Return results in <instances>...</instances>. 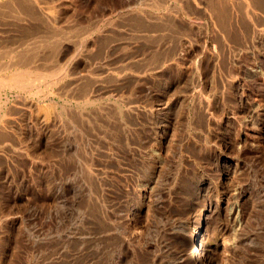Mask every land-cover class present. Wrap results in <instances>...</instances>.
I'll list each match as a JSON object with an SVG mask.
<instances>
[{
    "label": "rangeland",
    "instance_id": "1",
    "mask_svg": "<svg viewBox=\"0 0 264 264\" xmlns=\"http://www.w3.org/2000/svg\"><path fill=\"white\" fill-rule=\"evenodd\" d=\"M47 2L49 22L0 6L16 12L0 11V40L26 34L30 69L63 66L30 88H0V264H195L173 261L158 241L165 228L148 229L140 210L187 218L193 182L218 183L227 159L238 165L226 203L246 191L244 239L228 261L264 264V0ZM219 216L241 229L235 214Z\"/></svg>",
    "mask_w": 264,
    "mask_h": 264
},
{
    "label": "bare ground",
    "instance_id": "2",
    "mask_svg": "<svg viewBox=\"0 0 264 264\" xmlns=\"http://www.w3.org/2000/svg\"><path fill=\"white\" fill-rule=\"evenodd\" d=\"M48 0H0V6L4 3H11L12 5H17L19 8H17V13L19 14V17L23 16L27 14L30 16H37V14H35L33 12V8L38 10L39 15L41 16V19H44L46 22L50 21L48 17L51 15H54L53 13V7L50 5H54V2H47ZM53 1V0H52ZM221 2V1H219ZM250 2V1H248ZM252 2V1H251ZM250 2V4L252 5V3ZM224 4V3H223ZM254 4V3H253ZM221 5V4H220ZM250 5V6H251ZM257 5V4H255ZM4 6V5H3ZM1 6V7H3ZM57 6V5H56ZM138 6V5H137ZM224 6V5H222ZM10 7V6H8ZM7 7V8H8ZM13 8V7H11ZM55 8V6H54ZM217 8V7H216ZM4 8H2L3 10ZM10 9V8H9ZM20 9V10H19ZM223 9V8H222ZM221 9V10H222ZM225 9V7H224ZM0 9V11H2ZM6 11V9H4ZM4 10L2 11V14L4 13ZM36 10V11H37ZM218 10V9H217ZM12 13H16L13 12L14 10H10ZM8 11V12H10ZM57 11V10H56ZM7 12V11H6ZM8 12L5 13L8 15ZM55 12V9H54ZM222 12V11H221ZM220 13V12H219ZM4 14V15H5ZM10 14V13H9ZM57 14V13H56ZM225 14V13H224ZM223 14V16H224ZM222 15V14H221ZM228 15V14H227ZM3 15H1L2 17ZM10 17V16H9ZM18 17V16H17ZM16 17V18H17ZM18 17V18H19ZM28 17V16H27ZM228 17V16H227ZM34 18V17H33ZM156 18V17H155ZM32 19V18H31ZM35 19V18H34ZM52 19V18H51ZM54 21L57 20L56 18H54ZM227 19V18H226ZM19 20V19H18ZM40 20V19H39ZM38 20V21H39ZM222 20V18H221ZM5 21V20H4ZM8 21V20H7ZM28 22V21H27ZM3 23V22H2ZM8 23V22H7ZM10 23V21H9ZM51 23V22H50ZM110 23V22H109ZM230 23V22H229ZM16 24V23H15ZM27 24V23H26ZM34 24V23H32ZM25 25V24H24ZM55 25H58L55 24ZM61 25V23H60ZM4 26V24H3ZM6 26V25H5ZM29 26V25H28ZM39 26V24L37 25ZM45 26V25H44ZM52 26V25H50ZM67 26V25H66ZM91 26V25H90ZM10 27V26H9ZM8 27V28H9ZM33 27V26H32ZM31 27V29H32ZM43 27V26H42ZM47 27V26H46ZM54 25L50 28H53ZM11 28V27H10ZM34 28V27H33ZM36 28V27H35ZM34 28V30H35ZM39 28V27H38ZM45 28V27H44ZM94 28V27H93ZM5 29V28H4ZM7 29V28H6ZM47 29V28H46ZM54 29H57L56 27H54ZM150 29V28H149ZM152 29V28H151ZM2 30V29H1ZM20 30H23L24 32L26 30H29L28 28L22 27V29L20 28ZM19 30V31H20ZM40 30V29H39ZM53 30V29H52ZM59 30V29H58ZM79 30V29H78ZM84 30V29H83ZM10 31V30H9ZM12 31V30H11ZM10 31V32H11ZM13 31H14V27H13ZM38 31V30H37ZM36 31V32H37ZM54 31V30H53ZM52 31V32H53ZM57 31V30H56ZM104 31V30H103ZM18 32V30H17ZM30 31H28L27 33H29ZM61 32V31H59ZM67 32V30H66ZM4 33V32H3ZM19 33V32H18ZM54 33V32H53ZM53 33H51V35H53ZM58 33V32H56ZM63 33V32H62ZM14 34V33H13ZM21 34V31H20ZM19 34V35H20ZM24 34V33H23ZM21 34V35H23ZM49 34V33H48ZM59 34V33H58ZM66 34V33H65ZM68 34V33H67ZM6 35V34H5ZM10 35V33H9ZM17 35V34H15ZM26 37V34H24ZM29 35V34H28ZM31 35V33H30ZM34 35H36L34 33ZM55 35V34H54ZM53 35V36H54ZM60 35V34H59ZM58 35V37H60ZM89 35V34H88ZM41 36V35H40ZM43 36V35H42ZM6 37V36H3ZM10 37V36H9ZM13 37V36H12ZM24 37V36H23ZM22 36H19L18 38L14 37L16 39V43H14V41H11L10 38L8 40V44L7 43H3V41L0 40V59L3 61V59H5L6 61H4L1 66H0V74H2V70H9L10 73L6 76V77H0V88L2 89V87L8 86V87H12V88H30L32 87L34 84H36L37 82L41 81L42 78L47 79L46 75H53L52 73H59L63 74V66L62 68H56L53 69V67L49 70V69H45L47 70L46 72H41L40 69H30L31 67L28 66V63L23 62L22 60L25 59L27 56L26 53H28V51H30L31 49V45L30 47L28 46V42L27 40H25ZM32 37V36H31ZM52 37V36H51ZM66 37V36H65ZM8 38V37H7ZM27 38V37H26ZM40 38V37H39ZM53 38V37H52ZM62 39V36L60 37ZM59 38V39H60ZM82 38V37H81ZM28 39V38H27ZM35 39V38H34ZM42 38H40L41 40ZM45 38L43 37L42 40H44ZM50 39V38H49ZM60 39V40H61ZM71 39V38H70ZM38 40V39H37ZM39 40V41H40ZM52 40V39H51ZM54 40V39H53ZM52 40V41H53ZM67 40V39H66ZM6 41V40H5ZM33 41V40H32ZM31 41V42H32ZM38 41V42H39ZM56 41V39H55ZM71 41V40H70ZM73 41V40H72ZM86 41V40H85ZM47 42V41H46ZM49 42V40H48ZM59 42V41H58ZM75 42V41H74ZM80 42V40H79ZM93 42V41H92ZM208 42V41H207ZM52 43V42H51ZM56 42H54L55 44ZM78 43V42H76ZM82 43V42H80ZM73 44V43H72ZM75 44V43H74ZM35 45V44H34ZM48 46V45H47ZM56 46V45H55ZM78 47V46H77ZM37 49V48H36ZM39 49V48H38ZM80 49V48H79ZM24 50V51H23ZM34 50V49H32ZM41 50V49H40ZM21 51V55H19ZM26 53L24 54L23 52ZM52 50H50L51 52ZM58 51V50H57ZM76 51V50H75ZM30 53V52H29ZM33 53V52H32ZM75 53V52H73ZM35 54V52H34ZM19 55V56H18ZM29 55V54H28ZM42 55V54H40ZM25 57V58H24ZM38 57V56H37ZM28 58V56H27ZM30 58V56H29ZM28 58V59H29ZM41 58V57H40ZM43 58V57H42ZM41 58V59H42ZM48 60V59H47ZM67 60V59H66ZM65 60V61H66ZM71 60V59H70ZM1 61V62H2ZM27 62V60H25ZM39 62V61H38ZM44 63V62H42ZM38 64V63H37ZM59 64V63H58ZM50 65V64H49ZM39 66V65H38ZM59 66V65H58ZM30 67V68H29ZM43 67V66H42ZM45 67V66H44ZM50 67V66H48ZM47 67V68H48ZM3 70V71H4ZM43 70V69H42ZM54 74V75H55ZM5 74H3L4 76ZM2 76V75H1ZM49 77V76H48ZM69 77V76H68ZM50 78V77H49ZM63 78V77H62ZM61 78V79H62ZM70 78V77H69ZM53 79V77H52ZM55 79V78H54ZM44 79H42L43 81ZM46 81V80H45ZM54 81V80H53ZM69 81V80H68ZM52 82V81H51ZM50 82V84H51ZM42 83V82H41ZM46 83V82H45ZM53 83V82H52ZM67 83V81H66ZM72 83V82H71ZM47 84V83H46ZM45 84V85H46ZM49 84V81H48ZM49 84V85H50ZM69 84V82H68ZM44 86V84H43ZM39 87V85H38ZM36 88V87H35ZM45 87H42L41 89H43ZM41 89H38V91H40ZM69 90V87L67 88ZM29 90V89H28ZM67 90V91H68ZM33 91V90H32ZM35 91V90H34ZM33 91V93H34ZM37 92V91H36ZM85 92V91H84ZM31 93V91L29 92ZM28 93V94H29ZM44 93V92H43ZM46 93V92H45ZM49 93V92H48ZM66 93V92H65ZM36 94V93H35ZM47 94V93H46ZM84 94V93H82ZM199 94V93H198ZM33 95V94H32ZM44 95V94H43ZM42 95V96H43ZM69 95V94H68ZM80 95V94H79ZM68 97V96H67ZM70 97V96H69ZM82 97V96H81ZM81 97H79L81 99ZM84 97V96H83ZM202 97V96H201ZM74 98V97H73ZM87 98V97H86ZM83 99V98H82ZM31 101V100H30ZM84 101V100H83ZM82 101V103H83ZM88 101V100H87ZM34 102V101H33ZM85 102V101H84ZM90 103V102H89ZM50 106V105H49ZM46 107V106H45ZM64 107V106H63ZM205 107V106H204ZM207 107V106H206ZM205 107V108H206ZM61 108V106H60ZM65 108V107H64ZM75 108V107H74ZM73 108V109H74ZM67 109V108H66ZM47 110V109H46ZM84 110V109H83ZM66 111V110H65ZM75 111V110H74ZM84 112V111H83ZM77 117V116H76ZM75 121V120H74ZM157 133V132H156ZM159 134V133H158ZM157 135V134H156ZM171 136L169 130L166 128L164 129V131H162V134L159 136L157 135L155 138H157L159 140V144L160 145H164L168 142L169 137ZM139 137V136H138ZM139 139V138H136ZM142 140L141 144L139 145L141 147V150L143 148V146L145 145V142L142 138H140ZM120 140V139H118ZM135 140V138L133 139V141ZM140 140V141H141ZM121 141V140H120ZM128 141V140H127ZM139 141V140H138ZM155 141V140H153ZM130 142V140H129ZM126 143V141H125ZM137 143V142H136ZM139 143V142H138ZM119 144V143H118ZM114 145V144H113ZM120 145V144H119ZM159 145V146H160ZM128 147H130L129 145H127ZM119 147V146H118ZM134 147V146H133ZM161 147V146H160ZM113 148V147H112ZM111 148V149H112ZM145 148V147H144ZM120 149V148H119ZM135 149V147H134ZM149 149V151H147ZM146 149V152L148 153V155H150L151 157H153L154 160H152L151 162V169L152 171H157L158 169H160V164L159 161L155 158L154 156V151H152V149L148 148ZM114 150V149H113ZM117 150V149H116ZM125 150V149H124ZM123 150V151H124ZM133 149L130 148L129 156L132 157L134 155V152L136 153V150L134 152H132ZM137 150L139 151V149L137 148ZM114 152V151H112ZM116 152V151H115ZM114 152V153H115ZM144 152V151H143ZM127 153V151H126ZM125 153V154H126ZM139 153V152H138ZM141 153V152H140ZM139 153V154H140ZM120 154V153H117ZM122 154V153H121ZM142 155V154H141ZM128 156V155H127ZM136 157V156H135ZM133 156V158H135ZM115 158V157H114ZM125 159V157H124ZM129 159V157H128ZM132 159V158H131ZM112 160V159H111ZM122 161V160H120ZM114 162V160H113ZM119 163V161H118ZM237 165L236 163H232L230 161L227 160H221L217 167H216V173L219 174V179H218V183L216 184H211V182L209 181V179L205 178L204 176H200V178H198L194 184L193 182V188L192 190H194V195L192 199L189 202V210H188V216L187 218H183L182 216L180 217L179 214L177 216L173 215H164L162 217H158L155 220H152L154 218L150 217L148 213V206L146 208V206L142 207L141 214L142 216H144V221L145 223H147L148 229L150 227V223L153 222L156 225H160V227L165 228L162 231L161 234V238L159 241L160 246H162L161 248H163L164 250H166L168 253L167 255L172 256L173 261L178 258H182V256H186L189 260L193 261L195 264H230L229 261H231L233 259V254L234 251L236 249H238L239 245L241 244V240L244 239V234L242 232V227H243V223H244V210L241 207V201L244 200L245 195H246V191L245 189H238L237 188H233L234 190V194L237 198V200L232 203V204H227L226 202H228L227 197H226V193L227 191H224L223 189L225 188V185L228 183V181H230V178L233 177V175L236 173L237 170ZM200 174V173H199ZM153 176H150L148 178V180L146 181V185L144 186V188L141 191V196L142 197H146L148 194V191L151 190V184L154 181L152 178ZM192 179V178H191ZM190 179V180H191ZM189 180V181H190ZM188 181V180H187ZM191 183V182H190ZM221 183V184H219ZM192 184V183H191ZM180 186V185H179ZM183 186V185H182ZM218 186L221 189V192L218 191ZM192 187V186H191ZM226 189V188H225ZM231 190V189H230ZM100 193V192H99ZM210 194H212V196L215 197L214 200L210 199ZM190 196V197H191ZM228 196V195H227ZM131 198V197H130ZM198 198H200L201 201H207V203L204 202V204L202 205H198ZM196 199V200H195ZM198 199V200H197ZM225 203L227 205H225ZM147 204V203H146ZM195 206H197V208H195ZM257 207V206H256ZM196 209V213L193 215L191 213V211H193V209ZM188 209V208H187ZM227 210L230 214H235L238 219V226L241 227L238 228V230H231V228L227 229V227L223 224H219L217 222H215V220L217 219V217L222 213L223 210ZM131 211H133V207L130 209ZM186 210V209H185ZM258 210V209H257ZM259 212V211H258ZM107 213V212H106ZM130 213V212H129ZM166 213V212H165ZM101 214V213H99ZM144 214V215H143ZM152 215V214H150ZM258 215V214H257ZM261 215V214H260ZM108 216V215H107ZM164 217V218H163ZM220 217V216H219ZM258 217V216H257ZM152 218V219H150ZM219 219V218H218ZM217 219V220H218ZM261 217L258 219L260 220ZM151 220V221H150ZM264 219L260 220V224L257 225V230L258 233L260 232V230L262 229V225H264V221H262ZM100 221V220H99ZM102 223V221H101ZM258 224V223H257ZM206 225V231H205V226ZM159 227V226H158ZM107 228V227H106ZM114 230V229H113ZM159 230V229H158ZM103 231V230H102ZM227 231H231V232H227ZM149 232V231H148ZM159 232V231H158ZM225 232H227V235H225ZM262 232V231H261ZM161 233V232H160ZM231 235V236H230ZM259 235V234H258ZM261 236V235H260ZM264 236V235H262ZM259 238V236L257 237ZM260 240V238H259ZM260 243V242H258ZM257 243V244H258ZM264 243V242H262ZM158 244V245H159ZM260 245V244H259ZM259 245L257 246L259 248ZM156 246V245H155ZM262 246H264V244H262ZM261 247V246H260ZM262 249H264V247H262ZM258 251V250H257ZM262 255V254H261ZM163 257V256H161ZM171 258V257H170ZM262 258H264V256H262ZM163 259V258H162ZM169 259V258H168ZM172 259H170L172 261ZM175 260V261H176ZM229 260V261H228ZM264 261V260H262ZM260 260L258 261L259 264ZM161 263V262H160ZM261 263V262H260Z\"/></svg>",
    "mask_w": 264,
    "mask_h": 264
}]
</instances>
